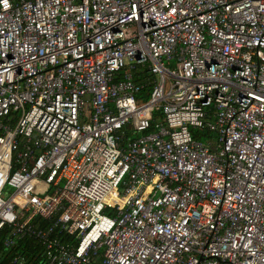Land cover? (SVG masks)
Returning a JSON list of instances; mask_svg holds the SVG:
<instances>
[{
    "label": "built area",
    "instance_id": "built-area-1",
    "mask_svg": "<svg viewBox=\"0 0 264 264\" xmlns=\"http://www.w3.org/2000/svg\"><path fill=\"white\" fill-rule=\"evenodd\" d=\"M4 228L38 264H264V0H0Z\"/></svg>",
    "mask_w": 264,
    "mask_h": 264
},
{
    "label": "trees",
    "instance_id": "trees-1",
    "mask_svg": "<svg viewBox=\"0 0 264 264\" xmlns=\"http://www.w3.org/2000/svg\"><path fill=\"white\" fill-rule=\"evenodd\" d=\"M135 81L142 79L138 75L134 77ZM150 94V87H145L137 99V103H140L146 99ZM154 120L160 121L162 116L159 112L153 113ZM196 139L205 141L206 138L210 136L209 133L196 132L193 133ZM7 234V228H4L0 231V264H10L12 258L15 255H21L28 260L25 264H38L35 260L31 261V257L37 250L38 243L34 238H22L14 243L12 246H5L4 239ZM30 261V262H29Z\"/></svg>",
    "mask_w": 264,
    "mask_h": 264
},
{
    "label": "crops",
    "instance_id": "crops-1",
    "mask_svg": "<svg viewBox=\"0 0 264 264\" xmlns=\"http://www.w3.org/2000/svg\"><path fill=\"white\" fill-rule=\"evenodd\" d=\"M138 81L141 82V79H139ZM208 133L210 134V136H209L208 138L214 137V133H212V132H208ZM208 138H206V140H207Z\"/></svg>",
    "mask_w": 264,
    "mask_h": 264
},
{
    "label": "rangeland",
    "instance_id": "rangeland-1",
    "mask_svg": "<svg viewBox=\"0 0 264 264\" xmlns=\"http://www.w3.org/2000/svg\"><path fill=\"white\" fill-rule=\"evenodd\" d=\"M189 128H190L192 134H193V133H196V132L198 131L196 128H192V127H189Z\"/></svg>",
    "mask_w": 264,
    "mask_h": 264
}]
</instances>
